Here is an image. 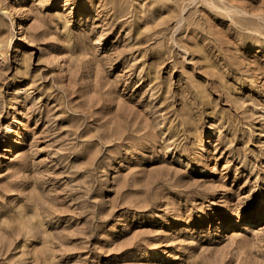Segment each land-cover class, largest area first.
Here are the masks:
<instances>
[{"label": "rangeland", "instance_id": "rangeland-1", "mask_svg": "<svg viewBox=\"0 0 264 264\" xmlns=\"http://www.w3.org/2000/svg\"><path fill=\"white\" fill-rule=\"evenodd\" d=\"M0 264H264V0H0Z\"/></svg>", "mask_w": 264, "mask_h": 264}]
</instances>
